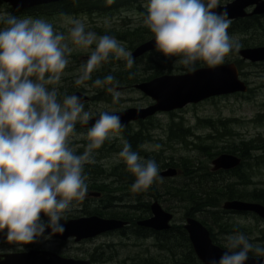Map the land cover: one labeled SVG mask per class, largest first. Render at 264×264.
<instances>
[{
    "label": "clouds",
    "instance_id": "1",
    "mask_svg": "<svg viewBox=\"0 0 264 264\" xmlns=\"http://www.w3.org/2000/svg\"><path fill=\"white\" fill-rule=\"evenodd\" d=\"M216 7L217 0H148L144 23L165 57H177L176 64L194 72L197 62L221 65L241 47L238 38L229 35L227 12L214 11ZM66 19L72 25L68 35L54 31L44 18H0V233L19 251L66 230L61 221L88 193L85 164L95 163L93 151L124 128L118 115L101 112L86 133L77 132L76 125L88 124L92 114L76 95L61 100L55 87L73 51L69 41L82 48L95 44L81 65L78 85L102 62L122 59L130 69L135 58L115 37L98 36L86 31L80 20ZM104 85H113L107 91L119 100L122 93L113 75L94 82L96 87ZM84 136L88 143L77 154L80 145L74 141ZM121 144L118 156L135 176L133 192L162 182L155 160L144 159L126 139L121 138ZM224 239L229 251L211 264H245L250 252L264 255V247L243 233Z\"/></svg>",
    "mask_w": 264,
    "mask_h": 264
},
{
    "label": "flooded vegetation",
    "instance_id": "2",
    "mask_svg": "<svg viewBox=\"0 0 264 264\" xmlns=\"http://www.w3.org/2000/svg\"><path fill=\"white\" fill-rule=\"evenodd\" d=\"M234 1L236 0H217V4L220 6H228ZM50 4L54 3L44 4L33 9H40L42 8V6H49ZM89 9L90 8L88 7V5H86L85 7L81 8V10L84 12H80L77 15L57 18L53 21L55 22L53 24L58 25V23H61V21L67 20L66 18L81 19L82 17H89L93 14L104 16L103 10L96 11L91 14ZM256 9V4L247 6L244 9V17H238L231 20V24L264 23V13H255ZM76 58V55H70L69 64L66 67L64 73L69 74L74 70L79 72L77 68L80 67V62ZM103 67L104 66L101 67V70L103 69ZM111 68L112 70L116 69L114 72H118V68ZM94 73L95 72H92L90 74L91 78L89 80L84 81L81 86H79L76 81H73L71 75L70 77L64 78V82L60 81L57 85H55V87H57L59 91L65 90V88L70 89V87H72L70 90L74 93V95L78 94V92H81V94H85L83 95L86 98L84 100L85 106H89L90 102L92 101H108V103L113 107L118 106V103L121 101V97L119 98V100H116L118 101V103H116V101L113 100L112 94L107 91V88L112 87L113 85H104L103 87H96L94 86V84H91ZM110 73L112 74V72ZM71 80V83L74 85H69L70 83H67ZM49 87L51 88L53 86ZM86 88H95L97 92L91 95V97L88 95L86 96V94H89L86 91ZM74 90H76V92H74ZM118 91H122V87L120 85ZM59 94L63 95L64 93L59 92ZM98 114L100 113L93 115L92 118H94ZM158 115L159 114L145 121H137L131 123L127 128H123L121 132L115 133V139L106 141V144H103L101 148H99V151L103 153L102 156H95L96 153L93 151V157L95 159V163L93 164L98 165L100 168L94 169L90 164H85L84 170L85 174L88 176V193L82 201L77 203L76 208L72 212L67 214V219L61 221V223L65 225L72 220L97 216L102 219H113L123 221L126 223L123 228L115 231L106 232L93 238L84 239L78 242L74 237H71L66 241H62L60 239L52 237L51 239L44 241H52L56 245H27L23 246L25 248L24 251L15 250L11 251L10 253L37 251L40 254L47 253L51 256L57 255L65 259L87 262L88 264H207V262L203 260V255H206L208 257L210 253H203L201 251H198L195 248V245L191 244L189 235L185 230L186 219L190 216L186 215L184 205L178 207L179 210L183 209L182 220H184V224H175V214L172 212L174 210H170L169 208L166 210L161 205V201L164 196H161L160 200H155L153 196L148 193L147 196L133 194L132 185L123 184V182H126L127 179L121 175V169L125 168L124 166L126 164L123 161H121L120 163H108V157L105 155L104 152H110V155L118 156V153L122 149L121 138L126 139V133L140 132L139 126L142 123H147L148 121H150V119L154 120ZM76 130L80 133H86L88 128L84 127L83 124L78 123L76 125ZM74 143L79 145L83 144L86 146L88 142H85L84 140H79L74 141ZM81 150L82 149H79L77 151V154H82L80 152ZM142 151H145V148H142ZM139 154L144 159H150L146 151H139ZM243 154H245L244 157L236 155L242 160L241 166L231 170H212V173H214V177L218 181L232 183V185H241L242 187H244L242 189L243 191H246L249 194L254 193L257 194V196H260L261 190H264V148L245 146L243 147ZM90 167L93 170L90 169V171ZM170 168L172 167H168L165 169L168 170ZM179 170L184 176L185 174L181 170V167H177L178 173ZM122 178H124L125 180H123ZM125 186L127 188H125ZM248 188H251L252 190L247 191ZM137 196H140L139 198L141 199V202L136 200ZM235 200L243 201L240 199H234L231 201ZM226 201H224L223 204ZM155 202H158L164 210L173 214V222L171 228L166 231H161L164 234L161 238L163 240L162 243L159 241V236L157 235V233H159L160 231H154L152 229L140 226L139 221L141 220L137 219L140 216H148V218H150L152 216V204ZM244 202L258 203L250 200H245ZM222 207L218 209V211H221V215L225 219L228 218L227 221L231 216L239 217L241 219L252 216L253 218L258 219V221H264L259 218L254 212L226 211ZM199 213L200 212H197L196 215ZM215 228L217 229V231H215ZM208 231L213 241V246H216L224 251H229L226 245L220 244V242L223 240V238L220 237H226L232 234L223 231L222 228L218 226L213 227L212 230L208 229ZM260 232L264 235V228H262ZM186 234L188 237V243H186ZM116 238L118 239V241L114 240ZM222 242H224L225 244L226 240L224 239V241ZM251 243L253 244L254 242L252 241ZM259 246L264 247V245ZM0 254L4 255L7 253ZM249 257L263 259L264 255H258L255 252H250ZM219 258L220 257L214 260L218 261Z\"/></svg>",
    "mask_w": 264,
    "mask_h": 264
},
{
    "label": "rangeland",
    "instance_id": "3",
    "mask_svg": "<svg viewBox=\"0 0 264 264\" xmlns=\"http://www.w3.org/2000/svg\"><path fill=\"white\" fill-rule=\"evenodd\" d=\"M226 2V1H224ZM147 4L148 2H143L140 7V9H131V8H121L118 12L117 10L106 12L104 11L103 15H91L89 17H82L80 20L85 24L86 31H93L98 36L101 35H109L110 30L115 31H128V30H135L137 28H148L144 20L146 19L147 14ZM10 6L5 3L0 4V18H6L8 14H11L9 12ZM120 13V14H117ZM117 14V15H116ZM54 31L63 33L65 35H68L70 28L72 27L71 24L65 21H61V23H58V25L53 24ZM3 24H0V27H3ZM149 29V28H148ZM261 35H257L256 39H264V32H261ZM117 40L123 42L125 48L132 53L130 50V47L132 46L131 42L127 39H121L117 36H113ZM122 37V36H121ZM238 38L240 44H242V41L244 39H251L252 37H246V36H234ZM255 39V38H254ZM70 47L73 48L72 54L77 56V60L80 62V67L77 69V71H73L69 74L63 73L61 76L62 82L64 78L70 77L72 75L73 81H76L81 75V65L86 63V61L89 58V55L95 48V44H93L89 48H82L79 46L72 45L71 42ZM249 44H252L249 42ZM240 50V49H239ZM160 52V51H159ZM239 52V51H238ZM156 61L161 60V65H167L171 66L172 70L169 72L168 70H164L162 75H182L187 73V69L181 65L176 64L177 57H165L161 52L154 57H152ZM239 56L238 53L232 52L229 53L228 56L225 58V61L223 64L228 63H236L238 61ZM124 61V60H120ZM106 62H102L104 64ZM78 65V64H77ZM139 65H142L140 63ZM101 65L97 66V68L93 71H99L101 70ZM141 71L145 70L144 66L139 67ZM149 75L152 72V70H148ZM240 78L244 82L247 83L249 87V91L244 94L246 96L245 98H242L240 96L234 95V96H228V97H217L215 99L206 100L204 102H201L197 105H190L185 107L182 110H178L173 112V116H171V113L166 114H159L155 119L154 123L158 125V128L152 132V137L149 140H145L142 142V145H146L145 151L149 154L154 153H160L164 156V162H170L171 158L176 162H181L183 159H191L194 161L195 165H200L201 167L208 166V169L212 170V161L213 159H210L208 154H214L216 151H220L223 149L231 148L229 147L232 144H239L242 141L250 142L255 140L258 137H262L264 139V127L259 126L257 124V119L261 112L264 110V65L259 66H253L248 65V62H243L242 64V70L240 71ZM72 80L67 82L71 85ZM68 85V86H69ZM74 85V84H72ZM79 84V86H81ZM74 87V86H73ZM72 87H70L71 89ZM69 88H65V90L59 91L63 92V95H60V99L65 95H74V93ZM251 90V91H250ZM79 91V90H77ZM86 91L89 94H86V96L93 95L97 92L95 88H86ZM76 92V90H74ZM81 93V92H78ZM121 101L118 103V106L113 107L108 103V101H97V102H90L89 106H85L86 111H90L92 116L100 113L102 111H122L128 108H140V107H147L150 105V103H153L152 100L145 95H143L141 92L135 89L130 88H124L121 91ZM76 94V93H75ZM83 94V93H82ZM85 95V94H83ZM61 99V100H62ZM203 120H213L216 125V129L208 128L203 125L200 121ZM219 120L226 121L227 129L223 130V127H221V124L219 123ZM172 122L175 123H181L183 122L184 127H190L192 129V132L194 133V136H190L189 138L183 140V139H176L175 137H172L170 134L169 126ZM227 133L229 131H233L235 134L225 137L221 140L218 139L219 136H216L217 132L220 133ZM212 137H209V136ZM230 135V134H229ZM80 140H84L85 142H88L86 136L82 137ZM154 141V142H153ZM158 141H161L158 143ZM184 142H188L189 144L186 145ZM199 143H203L207 145L209 148L205 150L204 152L201 150H198L195 145H198ZM82 149L80 152L82 153L84 151L85 145H80ZM142 149V148H141ZM94 152L96 153L95 156H102L103 153L99 151V149H95ZM105 152V155L108 157V163H120L123 161L119 156L117 155H110V152ZM155 156L151 157L154 158ZM92 168L99 169L100 167L95 164H90ZM159 167V173L167 170L163 169L162 164H158ZM179 168V166H177ZM177 167H172V169H175L177 171ZM91 167L89 168V170ZM171 169V168H170ZM93 170V169H91ZM90 170V171H91ZM181 170L185 174V170L181 168ZM185 175L181 174V171L179 170V173L177 171L176 176L171 177L170 179H163L162 182L157 181V184L155 183V187L157 188L158 192L161 194L162 202L161 205L167 210L168 208L175 214V224H184L183 218V209L179 210L178 207H181L184 205V202L179 199V197L174 196V194H170V188H178L185 183ZM212 181V178L202 180V182H210ZM264 181V178H263ZM227 182H223V184H226ZM196 186V184H194ZM237 189L242 190L244 187L241 185H235ZM251 191V188H248L247 191ZM243 191V190H242ZM160 196V197H161ZM223 204V203H222ZM221 204V207H222ZM206 213L200 212L196 215V218L200 221L204 219ZM245 219V220H243ZM239 218L232 216L229 217L228 222H235L243 227L250 230V239L254 242V245H264V235L260 232L262 228H264V221H258L252 216H249L247 218ZM213 227H217L216 225H213ZM215 231L217 229L215 228ZM222 241H224V237ZM260 239V240H259ZM115 241H118V239H114ZM220 242L221 245H226L224 242ZM32 245H56L52 241H44L40 240L35 244ZM100 245V244H99ZM17 250V246L14 244H10L6 236L3 233H0V253H10L11 251Z\"/></svg>",
    "mask_w": 264,
    "mask_h": 264
},
{
    "label": "water",
    "instance_id": "4",
    "mask_svg": "<svg viewBox=\"0 0 264 264\" xmlns=\"http://www.w3.org/2000/svg\"><path fill=\"white\" fill-rule=\"evenodd\" d=\"M67 0H0L8 4L13 12H23L44 4L59 3ZM257 5L255 13H264V1L260 0H236L228 6L217 7L214 11L227 12L228 18L233 20L238 17H244V9L249 5ZM158 50L155 45V37L139 45L133 52V57L139 59L144 55ZM239 56L243 61L251 63L264 62V46L242 48L239 50ZM136 90L152 100V104L147 107H134L122 110L120 112H108L109 114L118 115L124 128L129 124L137 121L147 120L158 113H170L182 110L189 105H197L206 100L231 96L235 94H245L249 87L246 82L241 80L240 72L236 64H221L214 67H201L194 72L182 75H162L142 82L134 86ZM76 96L83 101L86 99L83 94L78 93ZM98 114L92 118L88 124H83L89 128L96 119ZM241 158L232 154H221L212 161V170H231L241 165ZM175 169H168L160 173L163 178L176 176ZM226 211L237 212H254L259 218L264 220V205L259 203H249L244 201H226L223 204ZM173 214L167 212L162 206L155 202L152 204V216L148 219L139 221V225L154 231H166L172 226ZM125 222L113 219H102L97 216L89 218H80L69 221L65 224V231L53 237L66 241L74 237L76 241L93 238L100 234L115 231L123 228ZM191 244L195 245L198 251L203 253L209 252L207 257L203 255V260L207 264L220 257L224 252L220 248L213 246V241L207 227L198 219L188 217L185 222ZM208 254V253H207ZM0 264H88L87 262L74 261L65 259L60 256L37 251L17 252L0 254ZM245 264H264L263 259L250 258Z\"/></svg>",
    "mask_w": 264,
    "mask_h": 264
},
{
    "label": "trees",
    "instance_id": "5",
    "mask_svg": "<svg viewBox=\"0 0 264 264\" xmlns=\"http://www.w3.org/2000/svg\"><path fill=\"white\" fill-rule=\"evenodd\" d=\"M143 2H148V0H68V1H62L59 3L50 4L49 6H42L40 9H30L29 11H23L20 12V14L13 12V10L10 8L9 12H11L12 15H15L17 17H24V16H31V17H39L44 18L50 23L53 22L55 19L64 17V16H71V15H77L78 13H82L84 11L81 10V8L88 5L90 8V13H94L96 11H106L111 12L117 10V12L124 7L131 8V9H141L140 5ZM2 2H0L1 4ZM80 8V9H79ZM229 35L231 36H246V37H252L251 39H244L242 41L241 47L242 48H248V47H258V46H264V39H256L257 35H261V32H264V23H233L230 24V27L228 29ZM111 36H117L121 39H127L131 42L132 46L130 47L131 51H134L139 45L145 43L146 41L150 40L154 37V34L151 33L150 29L148 28H137L135 30H128V31H115L110 30L109 31ZM107 35V34H106ZM122 36V37H121ZM255 38V39H254ZM251 42L252 44H249ZM159 51H153L151 53H148L144 55L143 57L139 59H135V63L132 68L126 67L125 61L115 60L112 59L109 62H106L104 64L101 63L103 67L102 70H99L94 73V76L92 77L91 84L93 85L96 79H103L104 77L108 75H113L115 77V80L119 82V85L124 88H130L134 89V86L136 84L149 81L155 77L161 76L164 70H168L171 72L172 67L167 65H161V60L156 61L152 57L159 54ZM238 53V52H235ZM243 60L238 59L236 61V65L238 69L242 70V64ZM142 63V65H139ZM248 65L253 66H259L264 65V63L261 64H253L248 63ZM144 66L145 70L141 71L139 67ZM111 67L118 68V72H114ZM201 67H210L207 64L203 62H197L196 68ZM148 70H152L153 73L149 75ZM112 72V74L110 73ZM187 72H190L187 70ZM155 75V76H154ZM131 77V78H130ZM149 80H148V79ZM251 91V90H250ZM242 98L246 99L245 95H237ZM60 97V95H59ZM173 112L171 113V116H173ZM153 119H150L147 123H142L139 126L140 132H132V133H126L127 135L126 140L131 144L132 150L137 152H145L142 151L141 145L142 142L145 140H149L153 135L152 132H154L158 125L153 122ZM203 123L204 126L208 128H213L214 130H217L215 125L216 123L213 120H203L200 121ZM226 121L219 120V123L221 124V127H223V130L227 129ZM259 123V124H258ZM257 124L259 126L264 127V110L261 112L257 119ZM170 134L172 137H175L176 139H187L190 136H194V133L192 132V129L190 127H184L183 122L181 123H175L172 122L169 126ZM230 134V135H229ZM235 133L233 131H229L227 133H220L217 132L216 136H219L218 139L221 140L225 137L234 135ZM209 137H212L211 135ZM154 142V141H153ZM161 141H158L160 143ZM186 145L189 143L184 142ZM106 144V143H104ZM245 146H252V147H263L264 148V139L262 137H258L253 141L245 142L242 141L239 144H232L227 149H223L220 151H216L214 154H208L210 159H214L215 157L219 156L222 153H230L234 155H238L240 157H244L245 154H243V147ZM195 147L198 150L205 151L209 147L203 143H199L198 145H195ZM160 153V151H159ZM159 153H152L148 156L151 159L156 161L157 164H162L163 169L168 167H181L185 170V183L184 185L176 188H170L171 193L174 194V196L179 197L184 202V208L186 211V215L190 217L196 218L197 212H203L206 213L207 217L205 216L204 219L200 220L206 227H208L209 230L213 229V225H216L220 228H222L223 231L228 232L230 234H235L237 232L243 233L250 242H252V239H250V230L243 227L242 225L235 223V222H228L227 219H225L221 215V211H218V209L221 208V204L226 200H234V199H240V200H250L254 202H258L261 204H264V190H261V195L257 196V194L254 193H247L246 191H242L236 188L235 185H232V183H226L223 184L222 181H218L214 177V173H212V170L208 169V166L201 167L200 165H195L194 161L191 159H183V161L176 162L173 157L170 159L171 161L169 163H165L164 156ZM125 168L121 169V175L125 177L127 180L126 182H123L125 185H133L135 182V176L130 173L127 169V166H124ZM212 178V181L210 182H202V180L210 179ZM125 180L124 178H122ZM154 182L153 185L146 191H140V192H133L135 195H143L147 196L148 194H151L155 200H160L161 194L158 192L157 188L155 187ZM196 184V186H194ZM125 188H127L125 186ZM148 193V194H147ZM140 196L136 197L137 201L141 202ZM148 218V216H140L137 219L143 220ZM235 218V217H233ZM258 220V219H256ZM159 236V241L162 243V235L163 232L157 233ZM186 243H188V237L186 234Z\"/></svg>",
    "mask_w": 264,
    "mask_h": 264
},
{
    "label": "bare ground",
    "instance_id": "6",
    "mask_svg": "<svg viewBox=\"0 0 264 264\" xmlns=\"http://www.w3.org/2000/svg\"><path fill=\"white\" fill-rule=\"evenodd\" d=\"M155 76V75H154ZM148 79V78H147ZM149 80V79H148ZM101 113V112H100ZM82 126V125H81Z\"/></svg>",
    "mask_w": 264,
    "mask_h": 264
}]
</instances>
